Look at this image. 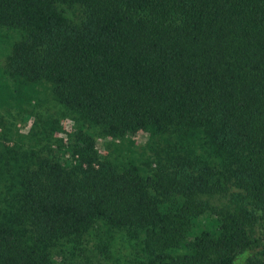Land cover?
Wrapping results in <instances>:
<instances>
[{"label": "trees", "instance_id": "obj_1", "mask_svg": "<svg viewBox=\"0 0 264 264\" xmlns=\"http://www.w3.org/2000/svg\"><path fill=\"white\" fill-rule=\"evenodd\" d=\"M5 30L0 110L49 91L74 126L0 145V264H55L102 227L144 264H264V0H0Z\"/></svg>", "mask_w": 264, "mask_h": 264}, {"label": "rangeland", "instance_id": "obj_2", "mask_svg": "<svg viewBox=\"0 0 264 264\" xmlns=\"http://www.w3.org/2000/svg\"><path fill=\"white\" fill-rule=\"evenodd\" d=\"M56 7L70 23L82 24L85 14L81 6L57 4ZM20 38V34L14 31H0V67L6 66L12 45ZM62 115L63 108L56 104L49 91L41 105L2 109L0 110V145L8 144L7 136L27 137L32 132L39 135L50 120L55 122V126L60 130L56 133L57 136L66 137V133L72 131L74 123ZM135 142L136 146L132 147L134 156H138V153L153 154L147 134L139 133ZM117 147L116 141L98 136V148L103 155L121 159L131 155L128 148L119 152ZM255 234L256 236L264 234L263 217L255 227ZM51 252L55 264H144L145 259L140 240L130 239L126 233L114 231L109 233L104 227L94 234L87 235L79 244L59 245L51 248Z\"/></svg>", "mask_w": 264, "mask_h": 264}]
</instances>
